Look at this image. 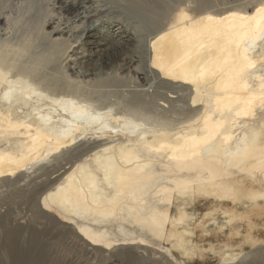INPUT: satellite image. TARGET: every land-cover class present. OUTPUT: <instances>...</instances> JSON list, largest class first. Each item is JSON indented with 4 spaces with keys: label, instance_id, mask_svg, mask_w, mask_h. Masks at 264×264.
Wrapping results in <instances>:
<instances>
[{
    "label": "bare ground",
    "instance_id": "bare-ground-1",
    "mask_svg": "<svg viewBox=\"0 0 264 264\" xmlns=\"http://www.w3.org/2000/svg\"><path fill=\"white\" fill-rule=\"evenodd\" d=\"M53 1L47 0L48 8ZM62 1L59 11H77L78 0ZM119 1L132 12L158 18L145 52L146 67L174 94L177 85L189 91L186 114L169 115L164 105L170 108L177 99L171 94L164 97L159 114L141 96L142 103L135 98L104 102L91 80L64 66L74 56L75 63L83 47L102 45L92 29L98 9L79 18V36L68 41L62 39V25L47 26L50 17H57L55 5L31 18L27 9L24 17L13 10L0 17L6 36L0 41V188L12 177L43 171L48 163L70 156L63 159L66 167L51 170L34 190L16 196L34 212L33 221L46 220L39 224L46 226L43 233L33 232L24 241L22 232L29 225L9 229L8 220L0 217L6 233L0 240V264H93L100 256L138 264L131 253L135 249L191 264L195 260L186 257V233L179 227L188 216L186 204L175 200L190 197L195 202L204 196L229 200L231 206L225 213L198 217L199 226L217 227L220 215L240 221L241 228L247 225L239 243L209 250L220 264L245 262L244 246L256 249L264 242V88L260 78H248L246 68L248 60L264 65V51L259 56L246 52L245 43L259 33L251 32L254 22L242 16L253 14L261 0H226L227 6L219 0ZM4 2L0 0V9ZM119 29L107 40L115 44L124 39L127 31ZM45 41L50 46L38 50ZM103 64L112 67L108 59ZM241 68L251 87L233 79ZM82 105H89V115ZM97 114L102 119L92 120ZM175 205L183 209L175 212ZM200 253L199 260L209 255ZM263 256L259 249L251 259Z\"/></svg>",
    "mask_w": 264,
    "mask_h": 264
},
{
    "label": "rangeland",
    "instance_id": "rangeland-1",
    "mask_svg": "<svg viewBox=\"0 0 264 264\" xmlns=\"http://www.w3.org/2000/svg\"><path fill=\"white\" fill-rule=\"evenodd\" d=\"M4 1L5 2L0 9L1 18H6L8 14L11 13L12 10L13 13L15 12V14L19 15V18L24 17L25 13H27L26 15H29L28 18H31L33 16H38L39 14L44 15L47 12V9L50 10V8L54 7L55 5L54 10L56 12L54 13V16L56 15L57 17H55V20L53 17H50L49 18L50 22L49 21L47 22V26L48 28L52 29V28H56L59 24L62 25L59 31L63 32L62 39L66 41L75 38V36L76 37L79 36L80 27H78V25L79 26L81 25L80 19L85 17L89 13L91 15H94L96 13L95 10L98 9L97 10L98 13L94 18L92 29L95 30L93 31V34L97 35L96 37L100 38L99 40H103L101 42L102 45L96 48L94 46H89V45L86 46L85 48L81 46V48L83 47V49L77 52L79 53L77 59L78 61L76 60V62L73 63V59H75L74 56L72 61H70V58L67 59L66 62L64 63L65 64L64 66H66L69 69L71 66L72 70L70 73L73 74L75 73V76L81 75L80 76L81 79L91 80L90 81L91 86H94L92 87V90L98 92V96L100 97V99H102L103 97L104 102L105 101L115 102L117 100H119L120 102L122 98L123 99L121 100V102L123 100L126 102V100L130 101L134 98L138 100L139 97L141 96V101L147 105L146 107L150 108L154 112H156L157 110V114H159V111L161 112V110H163V108L160 107V104L164 105V101H163L164 97L167 95H169L170 97L172 95V97H175L177 99H175L172 102L170 108L168 107V104L164 105L168 108V109L165 108L166 111L171 110V113H169V115L177 113L174 114V116H177L179 114L183 115V113L186 114L185 112L186 109L188 108L187 100L189 98V91H182L181 86L179 87L177 85L176 86L177 90H174L175 91L174 94L173 91H169V89L166 88L165 82L156 79L155 76L151 73L152 71L150 70L149 72V68L146 67L148 65L146 60L147 58L145 59V52L147 51V46L149 45L150 39L152 37L151 36L152 31L154 30L153 27H155L157 24L155 21L158 18H155L153 20V18L144 17L141 11L132 12L129 10L128 7L125 6L124 3L122 4V2H120L119 0H115V1L113 0L114 2L108 0H97V2L96 0L95 1L78 0V3L75 5L77 11H75L74 14H70V15L59 11L60 4H58V0H54L55 2L53 1L51 4L52 6L49 5L50 6L49 8L48 5H46L48 4L47 0H8V1L4 0ZM71 1L72 0H64L62 2H67V4H70ZM233 1L234 0H228L229 3L231 2L233 3ZM219 3L221 5H224V3H226V6L229 5V3H227L226 0L224 1L219 0ZM152 5L153 3L151 4V6ZM14 8H16V10ZM24 9H27L26 12ZM42 17L44 18L45 16ZM94 24L96 25V27ZM2 29L3 28H1L0 30V41L6 37L4 36L5 32L2 31ZM118 29L119 31L120 30L123 31L125 29L127 31V33H125L126 37L120 40L118 43L115 44L111 43L110 41H108L110 35L112 34V32L115 33ZM83 40L85 41L88 39H85L84 36ZM47 44L50 43L45 41L44 44L43 43L40 44L38 46V50L43 48H48L50 45ZM78 45L79 44L73 45V48L71 49V51H69V54L71 56L74 55V53H76L72 51L73 50L77 51L76 49H78ZM83 50L85 51L84 53L82 52ZM109 56L111 59L109 58ZM106 59H108V61L111 62L112 67L105 68L103 66L104 65L103 62ZM143 59H145L146 62ZM64 157L68 158L70 156L63 155L61 159L54 160L53 162L48 163L44 167L43 171L42 170L32 171L29 174H27L25 177L21 176V178H18V176L14 178L12 177L10 178L11 182L8 183V186L6 185L3 188H0V192H1L0 207L1 209H3V210L0 209V217H2V220L5 221L8 220L6 222L9 223L8 224L9 229H16L18 228V225L20 226L23 225L24 227L29 225L28 228H26L25 230L27 231L28 229V231L22 232L24 241H27L28 237H30V235L33 232L43 233L45 231L44 228L46 226L39 224L40 223L44 224L46 220L45 219L41 220L39 218L38 220L37 219L35 220L34 217V221H33L32 217L34 212H29L30 210L29 205L19 202L20 200H18L16 196L19 194L22 195L31 192L32 190H34L35 187H37L35 186L36 184H40L41 181H43L44 179L47 180V177H49L50 173L55 172L57 169H60L62 167H66L65 166L66 162L63 160ZM51 170L53 171L51 172ZM17 182H20L21 184ZM5 198L6 199L10 198L11 200L10 199L6 200ZM178 202L180 203V205L182 202L183 203L185 202L186 204L185 209L188 213L187 219L185 220L184 223L180 224L179 227H181L180 231H184L186 233V238H185L186 257L195 260L191 264H220L219 258L216 255H213V253H211L209 249L213 248L214 250L219 251L221 250V248H224L225 246H229L230 242L239 243L242 240V238L245 237L247 225L245 224L241 228L239 227V225H241L240 221L228 222L225 219L226 215L219 216L220 217L219 219L222 221L217 227L212 226V223L210 224L209 228L205 226H199L197 224V218L200 216L202 217L206 216L208 215V213L211 212L215 213L216 210L218 211V213H225L229 209L227 207L231 206V202L229 200L220 202L215 198L204 196V197H200L197 201H195L196 203L190 197H181L179 201L175 200V204ZM220 204L222 205V208L217 207V205ZM176 205L174 207L175 209L173 208V211L178 212L179 210L183 209V206L178 207ZM15 208L17 209L18 212L16 211ZM19 212L21 214H19ZM7 214L8 216L6 217L5 215ZM34 216L36 215L34 214ZM30 221H32V223H30ZM56 232L58 233V231L55 230L52 233V236H56L57 234ZM260 232L263 233V230H261ZM0 234H1L0 240H4L6 238V233L5 230L1 227H0ZM262 236H264V233L262 234ZM70 242H71L70 240L67 241L68 244H71ZM260 246L256 247L255 249L249 247L248 245H245L243 254L244 256L247 255V260L245 262L240 261L241 263L239 262L238 264H264V256L261 258H256L255 261L251 259V255L254 252H256L259 249H264V242ZM201 250H203V253L209 254L204 260L197 259L199 255H201L200 253ZM133 252L135 253L136 261L138 264H157V263L175 264L174 262L165 260V258L161 254H159L160 256L157 255L156 257L157 259H156L155 256L152 255V253L149 251L144 252V250L135 249L134 251L132 250L131 253ZM131 253L123 254V257L130 255ZM107 254H110V252H108ZM108 256L110 255H107V257ZM182 257H179V259H182ZM118 261L119 260H116V257L115 258L108 257V260L103 261L101 260V256H100V259L95 260L93 264L94 263L123 264Z\"/></svg>",
    "mask_w": 264,
    "mask_h": 264
},
{
    "label": "snow or ice",
    "instance_id": "snow-or-ice-1",
    "mask_svg": "<svg viewBox=\"0 0 264 264\" xmlns=\"http://www.w3.org/2000/svg\"><path fill=\"white\" fill-rule=\"evenodd\" d=\"M232 14L238 15V13H232ZM180 15L183 16L185 14L181 12ZM242 19L253 21L255 26L251 28V32L259 33V35H254L251 40L245 43L244 45L245 50L246 52H254L257 56H259L261 55V51H264V28L261 27V24L264 23V0H261V5L255 8L253 14H250L248 16H242ZM245 59L247 60V56L245 57ZM246 68L250 69V71L248 72V78H260L261 79L260 86L264 88V65H260L259 67H257L255 63H253L251 60H248L246 64ZM244 70H245L244 68L239 69V71L235 73V76L233 77V79L243 81L244 82L243 86L248 88V87H251V85H249L246 82V78L243 75ZM210 74L215 75V72H211ZM200 75L201 77L205 75V72L203 69H201ZM38 94L39 93H36L35 91H33V95H38ZM253 95H255L254 92H253ZM246 103L251 104L252 99L249 98L246 101ZM81 107L84 111V114L89 115L88 113L89 105H82ZM227 110L229 112L232 111L231 107H228ZM236 115H240V110H237ZM91 119L100 120L102 119V117L99 114H97V115L91 116ZM141 139H143V137H141Z\"/></svg>",
    "mask_w": 264,
    "mask_h": 264
}]
</instances>
